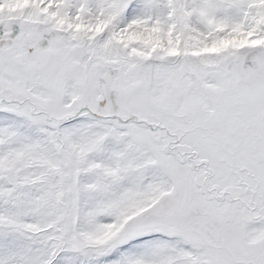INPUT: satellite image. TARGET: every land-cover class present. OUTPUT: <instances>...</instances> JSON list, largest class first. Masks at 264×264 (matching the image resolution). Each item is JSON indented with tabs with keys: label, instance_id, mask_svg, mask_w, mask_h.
Here are the masks:
<instances>
[{
	"label": "rangeland",
	"instance_id": "rangeland-1",
	"mask_svg": "<svg viewBox=\"0 0 264 264\" xmlns=\"http://www.w3.org/2000/svg\"><path fill=\"white\" fill-rule=\"evenodd\" d=\"M181 1L0 0V264H264V4Z\"/></svg>",
	"mask_w": 264,
	"mask_h": 264
},
{
	"label": "crops",
	"instance_id": "crops-1",
	"mask_svg": "<svg viewBox=\"0 0 264 264\" xmlns=\"http://www.w3.org/2000/svg\"><path fill=\"white\" fill-rule=\"evenodd\" d=\"M264 4V0H182L180 9L184 13H189L195 15L194 21L205 23V27L201 28L207 31L203 34H208L213 30H224L227 31L228 36L232 34L231 32L241 29L242 24L246 19L255 20L252 8L256 5ZM128 20H134L142 23L144 20L142 18H128ZM127 20V21H128ZM163 21L160 28L167 29L170 24L165 23V18H161L157 15V18L151 19V22ZM208 23H216L215 25H207ZM168 31V30H167ZM170 32V31H168ZM171 37L172 33H167ZM232 36V35H230ZM124 43V42H123ZM129 52V48L126 45H122ZM137 52V51H136ZM133 64L131 70L139 63L141 59L139 56H134L132 58Z\"/></svg>",
	"mask_w": 264,
	"mask_h": 264
},
{
	"label": "flooded vegetation",
	"instance_id": "flooded-vegetation-1",
	"mask_svg": "<svg viewBox=\"0 0 264 264\" xmlns=\"http://www.w3.org/2000/svg\"><path fill=\"white\" fill-rule=\"evenodd\" d=\"M204 36H207V35H204ZM239 50V47H238V49H234L233 51H229V52H227L226 54H225V56H223L222 58L224 59H226L228 56H230V57H228V59L226 60V61H224L223 60V65H225L224 66V69H225V71L227 72V74H228V76H229V78L231 79V81L233 82V84H234V86L236 87L238 84L235 82V80H234V77H233V74L232 73H229V72H231L232 70H231V67H228V65H232V64H234V63H238V62H240V61H238L237 59H241V53L243 52V51H238ZM228 54V55H227ZM81 61H82V63H83V61L85 62L86 61V59L84 58V54L83 53H81ZM138 67L137 68H139V69H141V70H143L142 71V76H139V75H137V77H139L138 78V80H139V83L138 84H141L140 86L138 85V88H136V91L137 92H139V89H141L142 87L144 88V86H146L147 85V82H146V79H147V69H148V67H147V63L145 64V63H139L138 65H137ZM83 67V64H82V66H80V67H78L79 69L80 68H82ZM144 67H146L145 68V71H144ZM110 67H108V69H109ZM83 70V69H82ZM109 72H110V69L108 70ZM229 71V72H228ZM142 80V81H141ZM140 81H141V83H140ZM143 81H144V83H143ZM143 83V84H142ZM104 95H105V100L107 101L110 97H111V91H110V89L104 84ZM138 102L140 101V100H137ZM245 104H246V102H245ZM106 107V106H105ZM107 109V108H106ZM133 111H135V110H133ZM108 113H110V114H108V115H105V116H109V117H114V116H116V115H118V113H120L119 112V110H114V111H112L111 110V112L108 110ZM95 115H100V114H96V113H94Z\"/></svg>",
	"mask_w": 264,
	"mask_h": 264
}]
</instances>
